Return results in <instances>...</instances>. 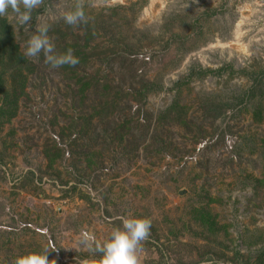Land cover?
Listing matches in <instances>:
<instances>
[{
    "label": "rangeland",
    "instance_id": "obj_1",
    "mask_svg": "<svg viewBox=\"0 0 264 264\" xmlns=\"http://www.w3.org/2000/svg\"><path fill=\"white\" fill-rule=\"evenodd\" d=\"M77 2L87 23L66 25ZM28 23L0 17V264H99L81 233L102 243L121 217L151 221L139 264H253L264 0H42ZM42 23L77 65L22 55Z\"/></svg>",
    "mask_w": 264,
    "mask_h": 264
},
{
    "label": "clouds",
    "instance_id": "obj_2",
    "mask_svg": "<svg viewBox=\"0 0 264 264\" xmlns=\"http://www.w3.org/2000/svg\"><path fill=\"white\" fill-rule=\"evenodd\" d=\"M42 0H0V17L14 16L15 22L27 27L32 19V11L37 9ZM60 18L66 25L80 26L87 23L88 17L83 6L77 2L73 9L61 13ZM49 25L40 24L35 34L23 45L22 55L28 58L43 56L44 63L50 69L62 66L74 67L79 63L71 50L57 53L54 44L48 38ZM121 226L114 228L109 237L102 243L88 232H82L78 241L89 253H99V264H139L138 253L142 250V242L150 235L151 221L135 217H121ZM48 250L43 253L32 252L18 256L14 264H48Z\"/></svg>",
    "mask_w": 264,
    "mask_h": 264
},
{
    "label": "trees",
    "instance_id": "obj_3",
    "mask_svg": "<svg viewBox=\"0 0 264 264\" xmlns=\"http://www.w3.org/2000/svg\"><path fill=\"white\" fill-rule=\"evenodd\" d=\"M209 72L207 70H204L203 72ZM192 72V71H191ZM190 76H192V73L190 74ZM250 81V85L248 86L247 90H246V95L252 97V96H256L258 94V91H259V88H260V85L259 83L253 81L252 79L249 80ZM147 85H151V84H147ZM147 264H162L160 261L159 262H155V263H147ZM178 264H187V263H184L182 261H179ZM192 264H197V263H192ZM253 264H264V250L263 251H260L257 256H256V259L254 261Z\"/></svg>",
    "mask_w": 264,
    "mask_h": 264
}]
</instances>
